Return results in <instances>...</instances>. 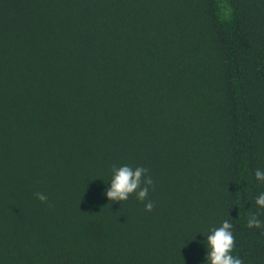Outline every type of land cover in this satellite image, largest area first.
Returning a JSON list of instances; mask_svg holds the SVG:
<instances>
[{
	"label": "trees",
	"instance_id": "1",
	"mask_svg": "<svg viewBox=\"0 0 264 264\" xmlns=\"http://www.w3.org/2000/svg\"><path fill=\"white\" fill-rule=\"evenodd\" d=\"M257 169L264 0H0V264H207L224 220L264 264Z\"/></svg>",
	"mask_w": 264,
	"mask_h": 264
},
{
	"label": "clouds",
	"instance_id": "2",
	"mask_svg": "<svg viewBox=\"0 0 264 264\" xmlns=\"http://www.w3.org/2000/svg\"><path fill=\"white\" fill-rule=\"evenodd\" d=\"M113 176L110 181L111 187L106 189V196L112 203L126 202L130 196L144 202L148 197L149 187L153 185L151 176L146 175L147 169L144 167L132 168L128 165L120 167L113 166ZM256 180L264 183V170L255 171ZM36 198L42 203H47L48 198L44 193H36ZM256 205L264 210V192H260L256 199ZM154 204L148 201L145 204L146 211H152ZM264 211L255 215H250L247 221L248 228H264V221L258 216ZM208 256L207 264H244L243 260L232 253L236 246L233 234V225L228 220H224L219 227L212 228L206 236Z\"/></svg>",
	"mask_w": 264,
	"mask_h": 264
}]
</instances>
